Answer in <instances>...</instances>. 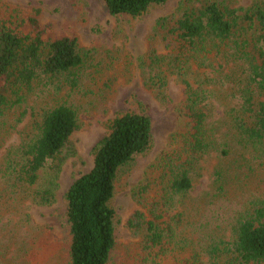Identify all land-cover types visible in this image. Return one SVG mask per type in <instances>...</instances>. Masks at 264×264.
Listing matches in <instances>:
<instances>
[{
    "label": "trees",
    "instance_id": "trees-1",
    "mask_svg": "<svg viewBox=\"0 0 264 264\" xmlns=\"http://www.w3.org/2000/svg\"><path fill=\"white\" fill-rule=\"evenodd\" d=\"M166 1L103 0V5L111 16L138 18ZM251 2L241 6L207 0L187 5L173 20L156 22L185 99L164 147L128 191L137 209L125 224L131 241L124 263L264 262V195L236 206L221 221H212L206 210L216 201L235 202L233 192L244 183L240 175L248 179L245 171L264 159V0ZM40 16L35 7L26 16L9 6L0 8V118L34 95L50 94L32 134L0 157V178L7 184L1 186L0 206L8 199L53 203L56 178L40 184L39 173L56 175L75 154L71 139L80 125L72 96L89 93L80 91L86 71L100 80L95 52L79 47L75 36L53 38ZM149 65L159 72L146 75L141 69L143 83L165 100L168 70L166 74L162 66L167 65L157 57ZM28 109L34 116V107ZM27 111L18 113L17 124ZM151 139V119L144 113H122L110 120L108 133L93 148L92 167L64 195L68 264H108L115 247L110 201L118 175L150 149ZM209 161L215 163L212 168ZM207 168L213 178L197 191ZM23 248L18 252L26 256Z\"/></svg>",
    "mask_w": 264,
    "mask_h": 264
},
{
    "label": "rangeland",
    "instance_id": "rangeland-1",
    "mask_svg": "<svg viewBox=\"0 0 264 264\" xmlns=\"http://www.w3.org/2000/svg\"><path fill=\"white\" fill-rule=\"evenodd\" d=\"M205 1L207 0H167L163 5L150 7L138 18H129L126 15H109L103 0H0V8L9 6L25 16L30 8H39L41 24L48 34L53 38L75 36L79 47L95 52L93 64L101 70L98 81L89 77V72L83 73L84 86L80 91L89 93L79 92L72 96L78 107L80 125L71 139L75 144V154L62 162L56 175L53 176L54 173L48 170L39 173L40 184L56 178L53 203L39 205L32 198L22 202L8 199L11 201L0 206V264H26V259L29 260L28 264H68L70 238L64 195L80 174L92 167L93 148L108 133L110 120L119 114L131 112L144 113L151 119L152 141L145 154L137 156L119 173L114 196L110 201L114 210L115 247L110 253L108 264H127L124 260L131 236L125 224L137 209L128 191L144 167L164 147L174 126L177 107L185 99L184 86L173 65L168 63V51L161 42L159 27L155 25L160 18H177L187 5ZM251 1L229 0L234 5L241 6L249 5ZM156 57L163 59V63L167 65V68L162 66L166 74L168 70L165 100L149 90L142 79L141 69L146 75L150 71L159 72L156 67L149 65ZM140 59L141 67L138 65ZM48 95L50 94L46 92L39 99L34 95L21 109H12L0 118V157L22 137L32 134L37 114L41 112L38 110L45 108V98L50 97ZM43 98L44 102H38ZM31 106L35 109L34 116L28 109ZM23 108L28 110V114L17 124L16 116ZM253 155L255 154L250 157ZM261 162L262 164H256L255 161L252 170L245 171L249 175L248 179L244 174L240 175L239 178L244 183L241 190L238 188L237 191L236 188L233 192L235 202L216 201L206 206L207 216L212 221L226 219L236 206L241 208L245 201L264 195V159ZM214 164V161H209L207 166L212 168ZM209 168L201 171L197 191L201 187L205 188L212 180ZM5 185L7 186L4 179L0 178V190ZM5 200L7 199L4 198ZM21 248L24 249L21 253L27 250L26 256L19 254L18 250ZM20 256L25 261H20Z\"/></svg>",
    "mask_w": 264,
    "mask_h": 264
}]
</instances>
